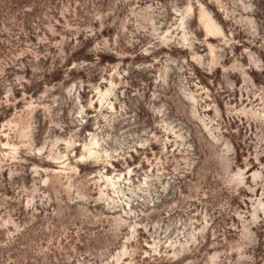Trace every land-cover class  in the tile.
Listing matches in <instances>:
<instances>
[{"label": "rangeland", "instance_id": "obj_1", "mask_svg": "<svg viewBox=\"0 0 264 264\" xmlns=\"http://www.w3.org/2000/svg\"><path fill=\"white\" fill-rule=\"evenodd\" d=\"M0 264H264V0H0Z\"/></svg>", "mask_w": 264, "mask_h": 264}]
</instances>
